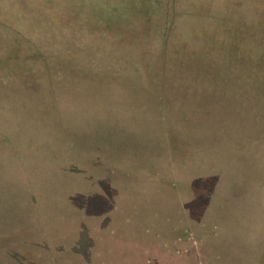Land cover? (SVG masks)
Masks as SVG:
<instances>
[{
  "label": "rangeland",
  "instance_id": "1",
  "mask_svg": "<svg viewBox=\"0 0 264 264\" xmlns=\"http://www.w3.org/2000/svg\"><path fill=\"white\" fill-rule=\"evenodd\" d=\"M0 62V264L57 261L78 225L81 245L95 237L119 264H264V0H0ZM76 133L121 151L101 160L103 194L62 185L60 155L40 162ZM161 140L188 150L175 175ZM179 206L192 238L165 235Z\"/></svg>",
  "mask_w": 264,
  "mask_h": 264
},
{
  "label": "trees",
  "instance_id": "2",
  "mask_svg": "<svg viewBox=\"0 0 264 264\" xmlns=\"http://www.w3.org/2000/svg\"><path fill=\"white\" fill-rule=\"evenodd\" d=\"M0 63H2V62H0ZM1 78H2V76L0 77V79ZM1 80H0V82H2ZM41 82H42V80H41ZM1 86H2V83H0V87ZM1 105H2V96H0V125H1V121H2ZM183 119H184V121L188 120V118L185 116L182 117V120ZM80 135H82V134L76 133V135H74L75 138L71 137L70 141H68L66 139L65 140L64 139L58 140L57 144L55 143L56 147H54L55 144L52 147L46 146L45 151L47 153L44 150L40 149L43 153L46 154L45 156H43L41 158L42 160H40V162L44 161V162L48 163L49 160L54 157V154L60 155L62 164H59L58 166L53 164V167L56 169L57 172H59V174L62 175V177H63V181L61 182L62 185H69L68 182L73 183L74 182L73 180L80 179L81 181H83L85 183L84 184L85 188H88V186H92L91 189L86 190L85 197L87 196V194L89 192H91L93 194L94 193L100 194V192H101V194H103L104 192L101 191V189H103V185L102 186L99 185L101 176L99 175L98 168H99V166L103 167L104 164L106 167H109L108 164L112 165V163L106 164L105 162L107 160H110V159L112 160L113 157H116L118 154H121V151H119V147H116L114 145L115 142L112 139L113 135L105 137L106 139H104L103 141H102L103 138L99 137L98 135H86V136H80ZM180 135L181 134H179L176 138L179 139ZM102 137H104V136H102ZM6 141H7L6 136L4 138V141L2 139V128L0 127V194H1L0 205H2V175H5L4 170H3V163L6 162V161H2V145L5 146L7 144ZM18 143L21 144V146L26 150L28 143H25V146H26L25 147L24 144L21 143V140L16 141V142L15 141L12 142L9 140V142H8V144H11V145H13V144L18 145ZM104 143L106 145H104ZM160 143H162L163 146H161L159 148H161L163 151H166L165 159H166L167 165L166 164L165 165L167 167L168 166L170 167L169 168V170H170L169 174L173 173L175 175V169L172 167V165L174 164V160H175V162L176 161L178 162V165H180L181 159L179 158V161H180L179 162L177 159L174 158V155L179 154V157L184 156L186 154V152H188V150L184 152L183 150H180L178 148V152H177L173 149L169 150V147L167 146V144L165 145V143L162 140L160 141ZM146 146L147 145H144L143 151L147 150ZM130 151H131V154H130V158H128V161L133 162V164L135 166L133 168L137 169V171H138L141 168L140 160H139L140 158H138L136 154H132L134 152L133 149H130ZM104 154L105 155L107 154V156H103ZM120 157H123V156H120ZM173 158H174V160H172ZM101 160H105V162H102ZM36 162L34 164H36ZM186 162L187 161L182 160L183 164ZM174 165L178 167L177 164H174ZM86 166H90L92 168L95 177H93V176L88 177L87 176L88 174L87 175L85 174ZM1 170H2V172H1ZM111 170H112V167H110V169H107L109 174H112ZM147 175H150V174L148 172L143 173L144 177H147ZM159 175H162L163 177L159 176ZM150 177H151V175H150ZM159 177H160V179L158 181V187L159 186L163 187V188L164 187H166V188L170 187L172 189L175 188L174 177H167V174L166 175L158 174V175H156L155 178H159ZM152 179H154V178H152ZM151 186L153 188L156 187L152 183H151ZM23 189L24 188H22V187H15L14 190L18 194V205L19 206L21 205L22 207H26V205L30 202H28L25 195L23 194ZM55 189L56 188H54L53 190H55ZM28 192L33 194V192H31L30 190H28ZM54 197H56V195ZM72 197H74V196L72 195L69 197V201H70L69 205L76 204L79 206V205H82L83 201L86 202L85 197L82 195H80L79 197H81V198L84 197V198L81 202H79V204L74 202V198H72ZM12 204H14V203L12 202ZM12 204H11V206L15 207ZM80 209H83V208L80 206ZM74 210H77V209L74 208ZM181 212H182V209L180 206H179V208L173 210L172 213L170 211L171 215L169 216L168 220L166 221L165 235L167 233H170L171 235L180 234V237L186 236V237L192 238V236L194 235V233H193L194 229L192 228V225L189 228H184V227L180 228L176 225V222H175L176 216L177 215L180 216ZM70 213L74 214V211L71 210ZM73 214H71V215L73 216ZM24 224L25 223L20 224V226H18V229H15V233H17V230H18L17 234L26 236L27 233L30 232V230L27 231V228H29V227H28V225H25V227H26L25 228L23 226ZM97 225H98V223H97ZM149 226H150V224H149ZM77 227H79V225ZM77 227L75 228L74 234H73L71 240L69 241V243L64 242L63 240H60L63 242H59V243L56 242V244H54L53 247H51L52 253L54 255H59V257H58L59 259L57 261H53V262L50 261L51 264H98L97 259L100 258L99 253L102 251H103L102 252L103 255L107 254L109 257V258H107L108 259L107 264H114V262H115V264H119L117 261L110 260L112 257V253L114 252L113 250H110L109 248H104L103 250L98 249V246L95 243V239H96L95 237H91V239L93 240V243L88 244L87 245L88 247L83 246L84 245L83 240L79 239V235L82 233V231L80 228H77ZM85 227L88 228L89 230H94V228L91 226H89V227L85 226ZM85 227H83V228L85 229ZM147 231H148V229H147ZM2 232H3L2 234H4V233H6V235L10 234V232L8 234V229H4V230H2ZM76 236H77V238H75ZM39 239L40 238L35 239V241L38 242V243H35L36 246L41 247V248L46 247V249L48 251H50L48 246L45 245L44 243H41L42 241ZM81 242L83 243V245L80 244ZM81 246H82V249H81ZM106 246H109V245H106ZM113 246H114V244H113ZM115 249H118V248H115ZM82 251L87 252V253H84ZM84 256H86L87 258ZM27 257L29 258V256H27ZM70 261H72V262H70Z\"/></svg>",
  "mask_w": 264,
  "mask_h": 264
}]
</instances>
